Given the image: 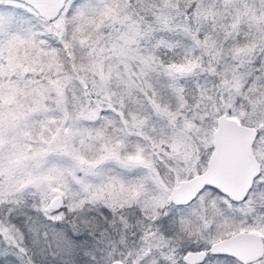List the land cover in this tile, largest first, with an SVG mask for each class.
Returning a JSON list of instances; mask_svg holds the SVG:
<instances>
[{
    "label": "snow or ice",
    "instance_id": "obj_1",
    "mask_svg": "<svg viewBox=\"0 0 264 264\" xmlns=\"http://www.w3.org/2000/svg\"><path fill=\"white\" fill-rule=\"evenodd\" d=\"M0 264H264V0H0Z\"/></svg>",
    "mask_w": 264,
    "mask_h": 264
}]
</instances>
